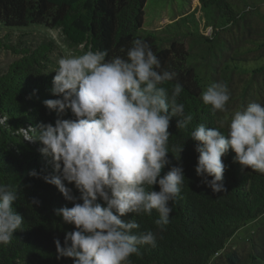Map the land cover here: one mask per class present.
<instances>
[{
    "label": "trees",
    "instance_id": "obj_1",
    "mask_svg": "<svg viewBox=\"0 0 264 264\" xmlns=\"http://www.w3.org/2000/svg\"><path fill=\"white\" fill-rule=\"evenodd\" d=\"M146 2L0 0V30L33 25L70 26L79 31L78 40L86 39L99 51H106V59L123 56L121 49L142 39L149 43L163 68L178 73L176 80L164 86L171 89L176 82L183 85L179 102L193 116L187 130L177 129L179 118L173 117L170 148L183 144L188 133L201 123L213 127L223 121L222 132L227 135V117L233 111L254 100L264 103V14L248 0H199L200 11L213 28L212 34L206 36L200 31L197 11L161 29H145ZM0 46L18 55L0 71V114L9 116L8 126H0V182L18 189L20 199L13 206L24 218L23 230L14 233L10 244L0 245V264H72L69 258L57 259L54 239L59 238L63 246L65 233L74 226L64 224L53 211L72 204L54 185L29 176L33 169L51 171V165L49 158L41 155L40 143L24 140L21 131L29 125L54 123L57 119L56 113L43 105L44 100L57 98L49 91L55 75L51 71L57 67L53 58L56 44L49 39L19 46L0 40ZM242 75L248 77L239 87L235 79ZM207 76L211 77V84L222 82L228 86L227 112L213 113L210 106L203 104L201 94L207 89ZM34 89L38 90L36 95L29 98ZM63 118H72L71 113ZM195 143L187 139L180 154L179 164L186 179L179 195L170 202L172 212L166 228L160 231L155 225V210L151 216L133 217L140 224V231L152 230L158 238L155 247H141L139 254L132 255L131 264H221L219 260L224 256L230 264H240L238 253L227 251L230 240L251 222L261 221L259 229H264V174L243 169L229 150L222 157L227 191L213 193L196 176ZM169 158L172 164L178 163L171 153ZM168 171L166 166L161 175ZM68 186L74 195H79L73 185ZM154 187L159 190L158 185ZM33 197L39 199V205H30ZM129 218L131 215L123 219ZM252 249L257 255H251V264H264V241Z\"/></svg>",
    "mask_w": 264,
    "mask_h": 264
},
{
    "label": "clouds",
    "instance_id": "obj_2",
    "mask_svg": "<svg viewBox=\"0 0 264 264\" xmlns=\"http://www.w3.org/2000/svg\"><path fill=\"white\" fill-rule=\"evenodd\" d=\"M121 51L123 56L109 59L106 51L91 49L60 57L49 90L57 98L43 101L57 119L21 129L24 140L40 143L39 151L51 165V171L33 169L29 176L54 185L72 204L53 210L64 224L74 226L65 233L63 246L54 239L57 259L69 258L72 264H131L130 257L141 247L156 246L158 234L140 231L133 217L151 216L155 210V225L160 231L166 228L170 202L186 179L179 161L189 138L196 142V176L213 193L227 191L222 157L229 150L243 169L264 174V103L254 100L233 111L227 117V135L223 121L213 127L201 123L183 144L170 148L173 117L179 118L177 129L187 130L193 121L179 102L183 85L164 86L178 73L163 68L142 39ZM201 100L213 113L227 112L228 86L209 85ZM68 112L72 118H63ZM8 120V114H0V126H8ZM166 166L169 171L161 175ZM19 199L16 187L0 182V245L10 244L14 233L23 230L24 218L13 206ZM39 204L35 197L30 201L31 206Z\"/></svg>",
    "mask_w": 264,
    "mask_h": 264
},
{
    "label": "rangeland",
    "instance_id": "obj_3",
    "mask_svg": "<svg viewBox=\"0 0 264 264\" xmlns=\"http://www.w3.org/2000/svg\"><path fill=\"white\" fill-rule=\"evenodd\" d=\"M263 1L264 0H248L251 5L255 6ZM200 10L199 0H147L144 7L145 15L143 27L150 30L161 29L170 22L197 11L195 17L198 20L201 33L207 36L211 35L212 29L207 25V19ZM78 32L79 31H75L70 26L65 25L54 28L44 25H33L12 29L4 27L0 30V40L11 42L19 46L22 44L24 45V43L35 44L43 40H53L56 44L53 58L56 61L62 56L81 55L89 49L98 51L93 43L86 39L78 40ZM186 44H188L187 41ZM17 57L18 55L14 54L12 51L0 46V71L5 70ZM247 77V75L237 76L235 84L237 83L239 87H242L246 83ZM210 79L211 77L207 76L204 80L207 87L211 85ZM236 104L240 106V102H236ZM259 222L261 221L251 222L243 226L228 244L227 251H236L240 256L241 263L247 262V264H251V255L255 257L257 255L256 251L252 248H259V245L264 241V229H259ZM219 262L221 264H230L225 256L222 260H219Z\"/></svg>",
    "mask_w": 264,
    "mask_h": 264
},
{
    "label": "crops",
    "instance_id": "obj_4",
    "mask_svg": "<svg viewBox=\"0 0 264 264\" xmlns=\"http://www.w3.org/2000/svg\"><path fill=\"white\" fill-rule=\"evenodd\" d=\"M257 7H259V9L263 12L264 14V1L262 3H258Z\"/></svg>",
    "mask_w": 264,
    "mask_h": 264
},
{
    "label": "bare ground",
    "instance_id": "obj_5",
    "mask_svg": "<svg viewBox=\"0 0 264 264\" xmlns=\"http://www.w3.org/2000/svg\"><path fill=\"white\" fill-rule=\"evenodd\" d=\"M203 34V33H202ZM203 35H205V34H203ZM207 36V35H206Z\"/></svg>",
    "mask_w": 264,
    "mask_h": 264
}]
</instances>
